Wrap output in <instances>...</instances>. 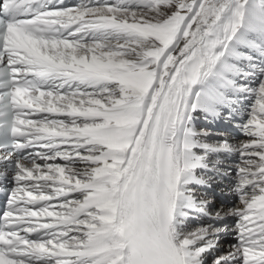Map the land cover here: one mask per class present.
<instances>
[{"label":"snow or ice","instance_id":"1","mask_svg":"<svg viewBox=\"0 0 264 264\" xmlns=\"http://www.w3.org/2000/svg\"><path fill=\"white\" fill-rule=\"evenodd\" d=\"M253 53L264 0H0V264H264ZM234 153L239 205L213 210L197 190Z\"/></svg>","mask_w":264,"mask_h":264},{"label":"bare ground","instance_id":"2","mask_svg":"<svg viewBox=\"0 0 264 264\" xmlns=\"http://www.w3.org/2000/svg\"><path fill=\"white\" fill-rule=\"evenodd\" d=\"M253 55L254 56H256V58H257V60L259 61V56H257V54L256 53H253ZM259 62H262V63H264V61H259ZM248 103H249V108L251 107V106H254V104H255V96L254 95H249L248 97H247V99H245ZM225 114H226V110H225ZM219 122H225V121H219ZM200 123H202L203 125V127L204 128H211L212 130H213V128L212 127H215L216 126V123H214V124H209V123H205L203 120H201L200 121ZM215 132H218V133H222L223 135H228V134H226L225 132H223V131H215ZM214 138V137H213ZM227 139L230 141V142H232V143H237V142H240V141H245L246 139H247V137L246 136H243L242 138H234V137H232V136H230V135H228V137H227ZM226 164H233V163H230V162H227ZM242 164V163H241ZM241 164H233V165H236L237 167H236V169L241 165ZM225 164H221L220 165V167L222 168V169H224V167H226V166H224ZM233 169V173L234 174H232L233 176H235V179L237 178V172H236V169L233 167L232 168ZM225 170V169H224ZM234 178V177H233ZM234 179V180H235ZM198 191V190H197ZM198 194L199 195H201L202 196V198H205L203 195H202V193L200 192V191H198ZM231 205L230 206H225V205H223V204H217L216 206H214V207H212V209L213 210H215V209H220V208H222V209H224V210H227L229 207H232L233 205H239V201L237 200V198H235L231 203H230ZM229 205V204H228ZM237 221H238V218L237 217H235V216H230V217H228L225 221H223V223H225L227 226H228V228H229V232L227 233V234H225V235H223L222 237H221V251H227V250H229V245H232V244H235L236 243V233H235V227H236V224H237ZM204 223H212L213 221H208V220H204L203 221ZM226 240L230 243V244H228L227 242H226ZM219 253H217V252H212L211 253V255H209L207 258L209 259V261H208V264H212V258L214 257V256H216V255H218Z\"/></svg>","mask_w":264,"mask_h":264},{"label":"rangeland","instance_id":"3","mask_svg":"<svg viewBox=\"0 0 264 264\" xmlns=\"http://www.w3.org/2000/svg\"><path fill=\"white\" fill-rule=\"evenodd\" d=\"M202 125H203L202 123L199 124L200 127H203ZM222 137H226V138H227L228 135H223V134L221 133L220 136H215L213 139H220V138H222ZM223 164H224V163H223ZM228 166H231V168L234 167L235 169H236V167H237L236 165H233V164H228ZM232 174H234V173L232 172ZM234 179H235V176H234ZM230 205H231V204H229V205H227V206H230ZM226 242H227L228 244L231 243V242L229 243L227 240H226ZM207 261H209L208 258H207Z\"/></svg>","mask_w":264,"mask_h":264}]
</instances>
